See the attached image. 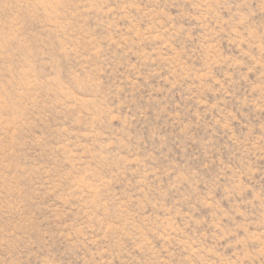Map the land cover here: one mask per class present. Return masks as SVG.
Listing matches in <instances>:
<instances>
[{"label":"rangeland","instance_id":"obj_1","mask_svg":"<svg viewBox=\"0 0 264 264\" xmlns=\"http://www.w3.org/2000/svg\"><path fill=\"white\" fill-rule=\"evenodd\" d=\"M0 264H264V0H0Z\"/></svg>","mask_w":264,"mask_h":264}]
</instances>
